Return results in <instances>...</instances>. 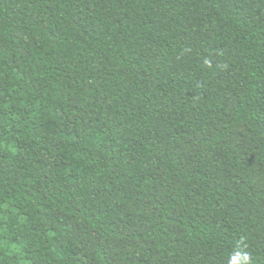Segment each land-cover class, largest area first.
<instances>
[{
  "label": "trees",
  "instance_id": "16d2710c",
  "mask_svg": "<svg viewBox=\"0 0 264 264\" xmlns=\"http://www.w3.org/2000/svg\"><path fill=\"white\" fill-rule=\"evenodd\" d=\"M0 264H264V0H0Z\"/></svg>",
  "mask_w": 264,
  "mask_h": 264
}]
</instances>
